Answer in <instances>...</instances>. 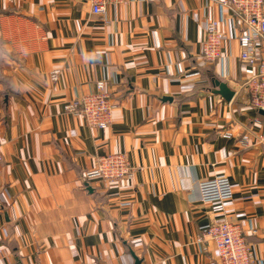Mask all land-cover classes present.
<instances>
[{
    "label": "crops",
    "instance_id": "obj_1",
    "mask_svg": "<svg viewBox=\"0 0 264 264\" xmlns=\"http://www.w3.org/2000/svg\"><path fill=\"white\" fill-rule=\"evenodd\" d=\"M211 18L230 37L215 61L202 55ZM243 29L219 0H125L103 15L88 0H0V264H206L201 229L221 218L264 264V113ZM97 80L115 104L105 129L66 109ZM111 152L133 178L84 180ZM217 175L234 186L223 212L199 196Z\"/></svg>",
    "mask_w": 264,
    "mask_h": 264
},
{
    "label": "built area",
    "instance_id": "obj_2",
    "mask_svg": "<svg viewBox=\"0 0 264 264\" xmlns=\"http://www.w3.org/2000/svg\"><path fill=\"white\" fill-rule=\"evenodd\" d=\"M93 13L104 14L109 4L125 0H88ZM223 8H230L239 14L244 29L235 36L240 47V58L256 64V73L248 81L250 102L253 107L264 110V0H219ZM221 19L211 18L205 26L202 55L205 60L223 58V47L229 36L223 29ZM60 70L55 68L52 79L56 81ZM194 73H198L194 72ZM114 102L105 80H97L92 91L76 96L66 104V109L79 115L92 126L107 128L113 119ZM247 136H244L246 139ZM3 139L0 134V158ZM134 170L125 152H111L98 158L97 164L83 173L84 180L99 177L109 181L133 178ZM200 199L213 202L214 212L224 211V202L234 196L230 178L217 175L198 183ZM252 232H256L252 228ZM212 240L215 255L206 264H259L253 247L248 242L241 224L226 218L209 222L201 229L199 241Z\"/></svg>",
    "mask_w": 264,
    "mask_h": 264
},
{
    "label": "water",
    "instance_id": "obj_3",
    "mask_svg": "<svg viewBox=\"0 0 264 264\" xmlns=\"http://www.w3.org/2000/svg\"><path fill=\"white\" fill-rule=\"evenodd\" d=\"M217 92L220 93L225 99L230 100L234 94V91L229 88L228 84L224 81L216 80ZM260 112L264 113V110H260ZM90 188V187H89ZM141 260L136 257L135 264H140Z\"/></svg>",
    "mask_w": 264,
    "mask_h": 264
},
{
    "label": "rangeland",
    "instance_id": "obj_4",
    "mask_svg": "<svg viewBox=\"0 0 264 264\" xmlns=\"http://www.w3.org/2000/svg\"><path fill=\"white\" fill-rule=\"evenodd\" d=\"M221 4V3H220ZM221 7H222V5H221Z\"/></svg>",
    "mask_w": 264,
    "mask_h": 264
}]
</instances>
